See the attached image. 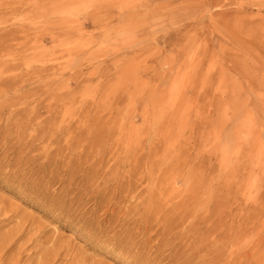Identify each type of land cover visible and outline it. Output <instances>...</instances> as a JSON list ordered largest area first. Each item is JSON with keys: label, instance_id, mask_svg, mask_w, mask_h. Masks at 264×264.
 Instances as JSON below:
<instances>
[{"label": "rangeland", "instance_id": "rangeland-1", "mask_svg": "<svg viewBox=\"0 0 264 264\" xmlns=\"http://www.w3.org/2000/svg\"><path fill=\"white\" fill-rule=\"evenodd\" d=\"M0 208L4 264H264V0H0Z\"/></svg>", "mask_w": 264, "mask_h": 264}, {"label": "bare ground", "instance_id": "bare-ground-1", "mask_svg": "<svg viewBox=\"0 0 264 264\" xmlns=\"http://www.w3.org/2000/svg\"><path fill=\"white\" fill-rule=\"evenodd\" d=\"M2 207H3V206H2ZM4 208H5V207H4ZM6 208H7V207H6ZM0 209H1V208H0ZM7 216H8V215H7ZM19 226H20V224H19ZM27 226H28V225H27ZM30 226H31V225H30ZM20 227H21V226H20ZM27 228H28V227H27ZM18 229H19V228H18ZM18 229H17V230H18ZM25 229H26V228H25ZM15 230H16V229H15ZM27 230H28V229H27ZM34 230H35V228H34ZM4 231H5V230H4ZM8 231H9V230H8ZM8 231H7V232H8ZM12 231H13V229H12ZM32 231H33V230H32ZM19 232H22V233H23V231H21V230H18V231H16L15 233H19ZM24 232H25V231H24ZM95 233H96V232H95ZM23 234H24V233H23ZM2 235H3V234H2ZM4 235H5V234H4ZM4 235H3V236H4ZM21 235H22V234H21ZM28 235H30V234H28ZM0 236H1V235H0ZM17 236H19V235H17ZM25 236H26V234H25ZM30 236H31V235H30ZM6 237H7V236H6ZM10 237H11V236H10ZM12 237H13V236H12ZM15 237H16V236H15ZM15 237H14V238H15ZM21 237H22V236H21ZM23 237H24V236H23ZM28 237H29V236H28ZM4 238H5V236H4ZM29 238H30V237H29ZM12 239H13V238H12ZM15 239H16V238H15ZM46 239H47V238H46ZM46 239H45V240H46ZM48 239H49V237H48ZM54 239H56V238H54ZM54 239H53V240H54ZM57 239H58V238H57ZM95 239H96V238H95ZM95 239H94V240H95ZM10 240H11V239H10ZM17 240H18V238H17ZM41 240H42V239H41ZM107 240H108V239H107ZM13 241H14V240H13ZM36 241H38V240H36ZM39 241H40V240H39ZM39 241H38V242H39ZM57 241H58V240H57ZM1 242H2V241H1ZM38 242H37V243H38ZM6 243H7V242H6ZM8 243H9V242H8ZM20 243H21V242H20ZM29 243H30V242H29ZM44 243H45V242H44ZM106 243H107V242H106ZM135 243H136V242H135ZM21 244H22V243H21ZM48 244H49V243H48ZM48 244H46V245H48ZM54 244H55V242H54ZM54 244H53V245H54ZM11 245H12V243H11ZM11 245H10V246H11ZM39 245H40V243H39ZM51 245H52V244H51ZM24 246H25V245H24ZM29 246H30V245H29ZM42 246H44V245H42ZM142 246H143V245H142ZM145 246H146V245H145ZM229 246H230V245H229ZM40 247H41V246H40ZM44 247H45V246H44ZM51 247H52V246H51ZM63 247H64V245H63ZM223 247H224V246H223ZM25 248H26V247H25ZM30 248H31V247H30ZM32 248H33V247H32ZM60 248H61V247H60ZM231 248H232V247H231ZM50 249H51V248H50ZM227 249H228V247H227ZM7 250H8V249H6V251H7ZM22 250H23V249H22ZM38 250H39V249H38ZM46 250H47V249H46ZM63 250H64V249H63ZM65 250H66V249H65ZM146 250H147V249H146ZM3 251H4V250H3ZM25 251H26V250H25ZM41 251H43V250H41ZM44 251H45V250H44ZM48 251H49V250H48ZM57 251H58V250H57ZM120 251H121V250H120ZM143 251H144V250H143ZM4 252H5V251H4ZM7 252H9V251H7ZM11 252H12V251H11ZM14 252H15V251H14ZM58 252H59V251H58ZM121 252H122V251H121ZM12 253H13V252H12ZM16 253H17V252H16ZM29 253H30V252H29ZM36 253H40V252H36ZM43 253H44V252H43ZM54 253H55V252H54ZM59 253H61V252H59ZM59 253L57 254V256L60 255ZM3 254H4V253H3ZM3 254H2V252H1V255H2V256H3ZM7 254H8V253H7ZM14 254H15V253H14ZM18 254H20V253H18ZM18 254H16V255H18ZM40 254H41V253H40ZM48 254H49V253H48ZM62 254H63V253H62ZM66 254H67V253H66ZM11 255H13V254H11ZM11 255H10V256H11ZM230 255H231V254H230ZM4 256H6V255H4ZM7 256H8L7 258L10 257L9 255H7ZM13 256H14V255H13ZM50 256H51V255H50ZM75 256H76V254H75ZM240 256H241V255H240ZM14 257H15V256H14ZM55 257H56V256L53 255V258H55ZM59 257H60V256H59ZM83 257H84V256H83ZM0 258H1V257H0ZM2 258H3V257H2ZM23 258H24V257H23ZM72 258H73V257H72ZM78 258H79V257H78ZM239 258H240V257H239ZM239 258H238V259H239ZM4 259H5V258H4ZM21 259H22V257L20 258V261H21ZM41 259H42V258H41ZM46 259H47V257H46ZM56 259H57V258H56ZM243 259H244V258H243ZM5 260H6V259H5ZM8 260H9V259H8ZM18 260H19V259H18ZM60 260H61V259H60ZM70 260H71V259H70ZM75 260H76V258H75ZM81 260H82V259H81ZM88 260H89V258H88ZM88 260H86V261H88ZM227 260H228V259H227ZM241 260H242V259H241ZM248 260H249V258H248ZM3 261H4V260H3ZM6 261H7V260H6ZM6 261H5V262H6ZM29 261H30V260H29ZM29 261H28V262H29ZM32 261L34 262V260H32ZM38 261H40V260H38ZM56 261H57V260H56ZM73 261H74V259H73ZM79 261H80V260L78 259V263H79ZM91 261H92V260H90V262H91ZM130 261H131V260H130ZM149 261H150V260H149ZM225 261H226V260H225ZM246 261H247V260H246ZM9 262H10V261H9ZM12 262H13V261H12ZM21 262H22V261H21ZM24 262H25V261H24ZM24 262H23V263H24ZM47 262H48V260H47L45 263H47ZM52 262H53V261H52ZM71 262H72V261H71ZM76 262H77V260H76ZM76 262H75V263H76ZM88 262H89V261H88ZM133 262H134V261H133ZM231 262H232V261H231ZM240 262H241V261H240ZM243 262H244V260H243ZM0 263H2V262H0ZM6 263H7V262H6ZM18 263H19V262H18ZM41 263H42V261H41ZM41 263H40V264H41ZM53 263H54V262H53ZM81 263H82V262H81ZM85 263H86V262H85ZM125 263H126V262H125ZM130 263H131V262H130ZM187 263H188V262H187ZM2 264H4V263H2ZM8 264H9V263H8ZM24 264H25V263H24ZM28 264H30V262H29ZM56 264H57V262H56ZM76 264H77V263H76ZM91 264H92V263H91ZM132 264H133V263H132ZM247 264H248V263H247ZM250 264H252V263H250Z\"/></svg>", "mask_w": 264, "mask_h": 264}]
</instances>
